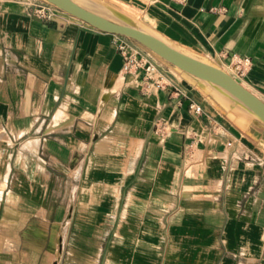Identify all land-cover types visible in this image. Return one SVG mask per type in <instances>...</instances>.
Instances as JSON below:
<instances>
[{"label": "crops", "instance_id": "obj_1", "mask_svg": "<svg viewBox=\"0 0 264 264\" xmlns=\"http://www.w3.org/2000/svg\"><path fill=\"white\" fill-rule=\"evenodd\" d=\"M107 1L249 56L264 101V0ZM33 4L0 0V264H264V124L137 44L179 90L143 92L119 35Z\"/></svg>", "mask_w": 264, "mask_h": 264}, {"label": "water", "instance_id": "obj_2", "mask_svg": "<svg viewBox=\"0 0 264 264\" xmlns=\"http://www.w3.org/2000/svg\"><path fill=\"white\" fill-rule=\"evenodd\" d=\"M91 27L133 40L168 65L195 79L235 109L264 124V101L211 59L171 40L107 0H40Z\"/></svg>", "mask_w": 264, "mask_h": 264}, {"label": "built area", "instance_id": "obj_3", "mask_svg": "<svg viewBox=\"0 0 264 264\" xmlns=\"http://www.w3.org/2000/svg\"><path fill=\"white\" fill-rule=\"evenodd\" d=\"M177 1L182 2L183 0ZM33 6L34 14L43 19L52 18L55 11L58 10L52 5L40 0H34ZM116 45L122 57L121 74L131 75L143 92L160 88H171L173 92H179L166 75L158 69L156 63L147 54L143 53L133 40L119 36ZM251 64L252 61L249 56L233 53L229 56V64L224 68L240 82ZM188 109L194 114L201 113V106L193 100L189 101ZM163 126V120H158L155 124L156 128Z\"/></svg>", "mask_w": 264, "mask_h": 264}, {"label": "bare ground", "instance_id": "obj_4", "mask_svg": "<svg viewBox=\"0 0 264 264\" xmlns=\"http://www.w3.org/2000/svg\"><path fill=\"white\" fill-rule=\"evenodd\" d=\"M115 4L120 7L121 9H123L124 11L138 17V12L137 11H134L132 10L129 6H127L125 3H121V2H115ZM224 69V68H223ZM228 72V71H227ZM229 73V72H228ZM216 98L217 100L224 106V107H227L229 109H231L233 112H236L238 113L240 116L242 117H246V116H249L247 115L246 113L242 112V111H239L237 109H235L234 107H232L229 103H227L222 97H220L219 95L216 94ZM243 119V118H242Z\"/></svg>", "mask_w": 264, "mask_h": 264}, {"label": "rangeland", "instance_id": "obj_5", "mask_svg": "<svg viewBox=\"0 0 264 264\" xmlns=\"http://www.w3.org/2000/svg\"><path fill=\"white\" fill-rule=\"evenodd\" d=\"M222 68H224L223 66H222ZM225 69V68H224ZM226 70V69H225ZM227 71V70H226ZM202 86V85H201ZM204 88H206V87H204ZM206 90L208 91L209 89L208 88H206ZM215 94V93H214ZM225 109H227V107H225ZM232 113H234L232 110H231V114Z\"/></svg>", "mask_w": 264, "mask_h": 264}]
</instances>
